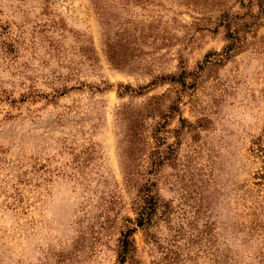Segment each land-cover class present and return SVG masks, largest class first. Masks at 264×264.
<instances>
[{
    "label": "rangeland",
    "instance_id": "rangeland-1",
    "mask_svg": "<svg viewBox=\"0 0 264 264\" xmlns=\"http://www.w3.org/2000/svg\"><path fill=\"white\" fill-rule=\"evenodd\" d=\"M130 227L125 264H264V0H0V264Z\"/></svg>",
    "mask_w": 264,
    "mask_h": 264
},
{
    "label": "trees",
    "instance_id": "trees-1",
    "mask_svg": "<svg viewBox=\"0 0 264 264\" xmlns=\"http://www.w3.org/2000/svg\"><path fill=\"white\" fill-rule=\"evenodd\" d=\"M153 221L151 213L147 211V208L141 206L139 211H137V217L134 220L135 226L150 225ZM135 227L128 228L120 238L119 251H118V264H125L127 260L131 257L133 251V239L131 238Z\"/></svg>",
    "mask_w": 264,
    "mask_h": 264
}]
</instances>
